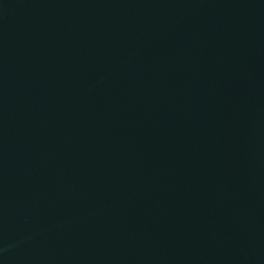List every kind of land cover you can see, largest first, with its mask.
Masks as SVG:
<instances>
[{
  "label": "water",
  "instance_id": "95a60500",
  "mask_svg": "<svg viewBox=\"0 0 264 264\" xmlns=\"http://www.w3.org/2000/svg\"><path fill=\"white\" fill-rule=\"evenodd\" d=\"M0 264H264V0H0Z\"/></svg>",
  "mask_w": 264,
  "mask_h": 264
}]
</instances>
